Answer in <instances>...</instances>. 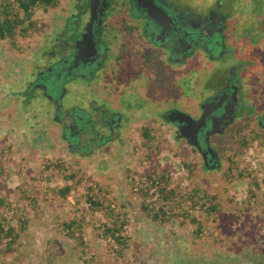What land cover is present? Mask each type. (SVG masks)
<instances>
[{"label": "flooded vegetation", "instance_id": "obj_1", "mask_svg": "<svg viewBox=\"0 0 264 264\" xmlns=\"http://www.w3.org/2000/svg\"><path fill=\"white\" fill-rule=\"evenodd\" d=\"M232 1L97 0L91 24L90 0H70L72 11L42 45L47 64L32 77L40 92L28 108L40 99L51 105L48 118L37 119L36 109L26 117L49 124L36 134L40 142L55 137L59 150L96 158L104 172L111 167L107 146L120 153L129 145L123 151L130 154L132 143L141 145L155 137V128L167 126L178 144L196 152L202 170H218L223 160L215 141L232 136L245 144L242 128L248 141L264 138V33L253 31L251 21L243 27L247 16ZM192 65L201 66L195 71ZM67 94L72 101L65 108ZM241 107L251 112L239 115ZM204 111L201 127L187 133L199 149L179 134L185 124L170 115L197 121ZM32 133L29 126V139Z\"/></svg>", "mask_w": 264, "mask_h": 264}, {"label": "rangeland", "instance_id": "obj_2", "mask_svg": "<svg viewBox=\"0 0 264 264\" xmlns=\"http://www.w3.org/2000/svg\"><path fill=\"white\" fill-rule=\"evenodd\" d=\"M8 2L12 10L17 12L15 2L13 0ZM68 4L70 0H58L55 8L33 9L31 16L33 26L28 29L25 36L16 35L13 40H0V197L5 200V204L0 208V220L5 231L11 225L16 228L19 235L9 251L5 250L8 239L0 240V264H74L57 244L60 241L58 233L65 238L62 241H66L67 244L69 241L66 238L72 239L65 230H61V222L57 219V221L52 220L50 225L56 235H48L46 238L41 234L25 233L28 230L31 214L35 212V216L38 215L41 206V199L36 193L34 194L37 190L31 189L33 182L44 181L46 170L51 169L56 173L63 171L65 174V171L68 173L74 170L72 168L74 165L53 158L52 161L41 162L34 166L31 163L34 153L24 159L22 154H18L17 157L20 158L12 160L6 156L11 157L10 149L13 143L7 145L4 142L12 141L13 137L10 133L2 135L6 122L13 126L17 125L18 129L32 127V136L30 139L25 137V140L30 142L33 151L42 138L36 134H40L39 130L49 127L45 121L41 125L36 124L32 115L29 116L30 118L26 117L31 110L36 109V118L44 119L46 114L50 115V102L46 104L40 99L34 109L32 105L28 108L27 103L29 101L34 103L35 92H40L33 83L32 77L40 65L47 64L46 59L43 58L46 55L42 54L45 46L42 45L53 40L64 17L72 11ZM230 6L236 11L243 12L245 14L243 17L247 16L245 18L247 21H243V27L251 21L255 26V28L250 26L253 31L264 33L259 29L260 26L264 29V0H233ZM18 14L21 16L20 12ZM256 60L258 61L257 58ZM200 66L192 65V69L197 71ZM218 75L210 77L209 88H212ZM42 85L52 98L55 94L48 89L49 86L43 83ZM70 101L72 100L67 94L63 101L64 105H68ZM67 105L65 108H68ZM241 110L243 111H240L239 115L251 112L248 107H241ZM50 120L48 119L49 122ZM242 131H244L242 136L245 144L238 143L232 136L214 142V148L221 152L223 160L218 170L213 168L202 170L196 152L183 144H178L172 137V129L167 126L155 128L153 131L155 137L150 141L147 140L141 145L137 142L132 143L130 154L123 151L126 148L128 150L129 145L122 147L120 153L119 149L111 153L116 145L107 146L106 151L110 156L105 153L106 158H110L111 167L104 172L97 165L98 159L87 158L88 165L80 164L77 170L78 174L80 173L78 180L82 181L81 185L84 184L88 209L94 216L84 224H87V228H91V234L99 251L94 250L95 245L91 247L87 243L84 235L82 249L74 244L73 251L78 250L74 254V260L77 262L75 257L81 258L79 261L82 264H126L125 250L120 251V246L110 240V234L102 235V224H106V228H112L109 219L121 216L120 223L129 227V235L127 234L129 249L132 246L131 217L135 216L136 211H141L145 219L152 224L162 222L164 223L162 225L170 226L169 224L175 221L187 223L196 239L206 237L209 244L211 242L213 246L221 247L225 252L232 250L235 254L230 253L229 260L233 256L243 261L240 264H264V138L255 137L248 141V130L242 128ZM83 168L87 169L86 172H83ZM36 170L38 173H35ZM12 173L19 179V187L14 186L13 192L8 188V184H12ZM104 181L109 183L106 188L101 184L106 185ZM136 182H138L137 190H135ZM112 184L115 187L108 188ZM119 187L123 190H119ZM102 193L108 195V198L101 202ZM128 202H131L132 207L128 208ZM186 203L188 204L185 205ZM111 204H115V209L109 207ZM88 205L86 204V207ZM156 207L157 211L154 209ZM210 207L214 209L208 212ZM124 219L128 222L124 223ZM20 225L24 226L21 234L18 232ZM85 230L86 228L83 230L84 234ZM118 232L115 236L122 233ZM68 246L71 249V246ZM214 250L218 252L216 259H219L220 249L213 248ZM81 252L83 256L79 257ZM190 253L194 255V252ZM210 257L211 251H208L206 261L210 263L216 260ZM235 262L234 260L233 263ZM133 263L135 264V261Z\"/></svg>", "mask_w": 264, "mask_h": 264}, {"label": "crops", "instance_id": "obj_3", "mask_svg": "<svg viewBox=\"0 0 264 264\" xmlns=\"http://www.w3.org/2000/svg\"><path fill=\"white\" fill-rule=\"evenodd\" d=\"M26 129L27 128L25 127L18 129L17 125L13 126V124H9L7 122L4 124V132H2V135L5 136L6 133H10V136L13 137V139H11L12 141L7 140L4 142L7 145H9V143H13V146L10 149L11 157L9 155L6 157L13 160L20 158L17 156L18 154H22L21 156L24 159L25 157H29L31 153H34L35 156L31 160V163L34 164V166L41 162H48L52 161L53 158H57L61 159L62 162L64 161L67 164L71 163L72 166L74 165L72 167L74 170H70L68 173L65 171L64 174L63 171L56 173L48 168L49 170L44 171V175L46 176L44 181L33 182L34 184L31 189L35 188L37 190V192L34 191V194L36 193L38 198L41 199V206L38 211V215L35 216V212L31 214L28 230L25 233L41 234L47 238L48 235H56L50 226L52 220L55 221L57 219L61 223L69 220H74L76 222L82 221L83 223L85 221H89L94 216L90 213L88 206L86 207V204L88 205L86 202L87 199H85L84 196L86 191L84 189V184L81 185L82 181L78 180L80 173L78 174L77 171L80 164L87 166V161L89 160L73 157L71 154H67L62 150H59V148H61L59 146V141H57L55 137L51 136L50 139L45 138V140L40 142L38 146L36 145L37 147L32 151L31 145L29 144L30 142L25 140V137H29L26 134ZM15 130H17V132ZM8 139H10V137ZM25 146H28L26 147L27 149ZM9 170H11V168H9ZM86 170L87 169H84L83 172H86ZM36 172L38 173L37 170L35 173ZM76 174L77 176H75ZM12 175V184H8V188L13 192L15 189L14 186L17 187L19 185V179L15 177L14 173H12ZM104 182L106 185L104 183H100L106 188L109 183L106 181ZM111 187L115 186L113 184L108 186V188ZM65 188L67 189L66 192L64 191ZM119 190L123 189L120 188ZM62 191L65 192L63 195L60 193ZM12 195L15 197L14 193ZM71 200H73V204H71ZM127 204L128 208L132 207L131 202H128ZM136 210L137 209L135 208V211ZM141 213V211H136L135 216L133 218L131 217L132 246L124 251L126 255L124 261L126 264L127 262L128 264H132L133 261H135V264H230L229 262L232 264H240V262H243L242 260H239L240 258L236 259L233 256L232 259L229 260L230 253L233 251L231 250V252H225L221 247L216 245L213 246L211 242L209 244L206 237L196 239L192 235L190 227L187 223L183 224L182 222L175 221L174 223H170V226H167L166 224H152L148 222ZM101 221L105 220L101 219ZM58 239H60V241H58L57 244H59V248H61V250L66 252V255L69 257L68 259H70L69 261L74 264L81 263L78 257H75L77 262L74 260V254L78 251H73L75 242L72 239L66 238V240L69 241V244H67L66 241H62L65 238H63V236L59 233ZM84 239L87 240V243H89L91 247L92 245H95L96 247L94 236L91 234V228H87V226ZM68 245L71 246V249ZM213 248L220 249V254L218 255L219 259H216L218 252L215 250L213 251ZM94 250L98 252L99 248L96 247ZM208 251H211L210 258H215V261L210 260V263L206 261V253ZM190 252H194V255L192 256ZM223 255L224 259L222 260ZM234 260L236 261L235 263H233Z\"/></svg>", "mask_w": 264, "mask_h": 264}, {"label": "trees", "instance_id": "obj_4", "mask_svg": "<svg viewBox=\"0 0 264 264\" xmlns=\"http://www.w3.org/2000/svg\"><path fill=\"white\" fill-rule=\"evenodd\" d=\"M17 6V12H14L8 2V0H0V40H13L16 35H19L20 37L25 36L28 29L32 28L33 26V21H31V16H32V10L40 7L42 9H47V8H55L58 4V0H13ZM18 12L21 13V16H19ZM26 25V27H24ZM145 134L143 137L148 138ZM150 141V140H149ZM65 192L67 189L65 188ZM65 192H60L61 195H63ZM5 200L0 197V208L5 204ZM214 207L208 208L209 210H213ZM119 218L121 216L112 217L109 219V223L112 228H106V224H102L103 228V236H106L108 234L111 235L110 240L117 246H120V251L122 249L126 250L128 249V239L129 237L127 235L121 236L122 232V226L123 223H120ZM156 218V216H155ZM195 221V220H192ZM125 223V222H124ZM194 223V222H191ZM159 225H162L164 223L159 222ZM86 224H84L82 221L76 222L74 220H69L61 223V230H65L69 236H71L72 240H75V245L80 246V249H82V240L84 234V229L86 228ZM24 231V226L20 225V228L18 232L20 234ZM119 231V232H118ZM117 236H115V233ZM77 233V235H76ZM123 233V232H122ZM129 235V234H128ZM76 236V238H74ZM19 235L17 233L16 228L13 226H9L8 229L5 231L3 228V225L0 220V240L2 239H8V243L5 244L6 251H9L15 241L18 239ZM79 248V247H77ZM81 251V250H80ZM83 256V253L81 252L79 254V257ZM81 259V258H79Z\"/></svg>", "mask_w": 264, "mask_h": 264}, {"label": "water", "instance_id": "obj_5", "mask_svg": "<svg viewBox=\"0 0 264 264\" xmlns=\"http://www.w3.org/2000/svg\"><path fill=\"white\" fill-rule=\"evenodd\" d=\"M96 2H97V0H90V7H91V20H90V23L91 24H92V21H93V16H94V12H95V4H96ZM151 15H153V14H151ZM86 33L91 34V28L88 27L86 29ZM82 43L85 44L86 41H84ZM209 107H210V103L205 106V108H209ZM206 114H207V112L204 111L202 117L199 120L194 121L187 115H184V114L179 113V112H174V113H171L170 120L172 122L177 121L179 123H184L185 126H184V128H180L179 129V134L181 136H183L184 138H186L190 145L199 148V146L197 145V142L191 136H189L187 133H189L188 130L192 131V133H195V131L197 129H199L201 127V125L204 123V118H205ZM214 127L215 126L212 127V130L214 129Z\"/></svg>", "mask_w": 264, "mask_h": 264}, {"label": "built area", "instance_id": "obj_6", "mask_svg": "<svg viewBox=\"0 0 264 264\" xmlns=\"http://www.w3.org/2000/svg\"><path fill=\"white\" fill-rule=\"evenodd\" d=\"M137 185H138V182H136V188H135V190H137L138 188H137ZM93 188H95V186H92ZM106 198H108V195H105L104 193H102V195H101V202H102V200L103 199H106ZM73 200H71L70 202H71V204H73V202H72ZM188 203H186L185 205H187ZM88 207H89V205H88ZM111 209H115V204H111L110 206H109ZM156 211H157V207L156 208H154ZM124 222L125 223H127L128 222V220L127 219H124ZM128 225H124L123 226V233H121V236H124V235H127L128 234ZM117 236V235H116Z\"/></svg>", "mask_w": 264, "mask_h": 264}]
</instances>
